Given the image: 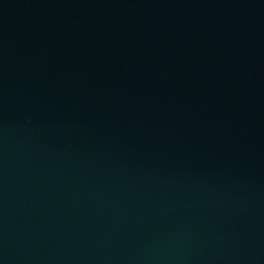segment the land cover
<instances>
[{"label": "water", "instance_id": "obj_1", "mask_svg": "<svg viewBox=\"0 0 264 264\" xmlns=\"http://www.w3.org/2000/svg\"><path fill=\"white\" fill-rule=\"evenodd\" d=\"M0 264H264V0H0Z\"/></svg>", "mask_w": 264, "mask_h": 264}]
</instances>
